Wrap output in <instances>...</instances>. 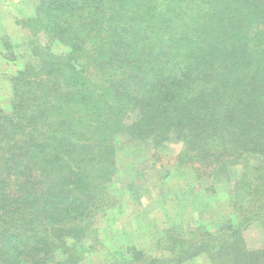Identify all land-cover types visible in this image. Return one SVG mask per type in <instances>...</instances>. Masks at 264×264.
I'll list each match as a JSON object with an SVG mask.
<instances>
[{"label": "trees", "instance_id": "1", "mask_svg": "<svg viewBox=\"0 0 264 264\" xmlns=\"http://www.w3.org/2000/svg\"><path fill=\"white\" fill-rule=\"evenodd\" d=\"M23 24L27 50L3 38L19 64L0 108V264H82L113 237L97 221L117 206L122 147L173 143L199 188L228 186L233 213L110 264H264L244 239L264 229V0H37Z\"/></svg>", "mask_w": 264, "mask_h": 264}, {"label": "rangeland", "instance_id": "2", "mask_svg": "<svg viewBox=\"0 0 264 264\" xmlns=\"http://www.w3.org/2000/svg\"><path fill=\"white\" fill-rule=\"evenodd\" d=\"M37 0H0V108L11 109V85L9 76L14 74L19 61L6 56L4 37L14 43L28 44L30 35L23 21L35 9ZM57 50L63 51L59 46ZM18 55L22 49L13 50ZM181 149L178 143L152 152L141 151L135 155L123 146L118 154V173L110 187L117 198V206L106 215L98 217V226L104 228L105 247L92 254L82 264H110L113 250L122 245L135 244L152 249L162 230L169 225L206 227L214 230L218 222L233 213L228 186L219 184L214 193L199 188L195 173L190 168L178 167L176 156ZM150 160L152 165L146 166ZM244 239L250 249L264 247V229L260 223L250 225L244 231ZM156 244V243H155ZM183 264H212L207 255H201Z\"/></svg>", "mask_w": 264, "mask_h": 264}]
</instances>
